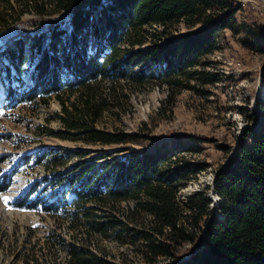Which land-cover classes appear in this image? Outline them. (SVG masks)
<instances>
[{
    "label": "trees",
    "instance_id": "16d2710c",
    "mask_svg": "<svg viewBox=\"0 0 264 264\" xmlns=\"http://www.w3.org/2000/svg\"><path fill=\"white\" fill-rule=\"evenodd\" d=\"M20 1L21 7H15ZM241 6L236 0H0V29L24 13H62L47 28L14 39L1 51L9 81L5 98L15 106L38 107L49 106L54 96L61 105L55 116L62 129L56 134L63 139L100 145L134 141L96 127L105 111L122 106V82L142 86L154 79L166 85L161 111L167 107L171 112L183 89L208 98L206 87L219 76L215 69H206L208 56L218 48L220 33L232 29ZM181 24L194 30L179 33ZM244 46L248 50L251 45ZM28 60L30 82L25 83L22 66ZM64 92L76 100L66 104ZM181 136L172 137V149L106 152L95 158L104 161L83 163L72 178L77 183L73 204L81 209L72 218L84 216L85 237L80 240L85 243L65 245L67 264H103L88 247L93 235L135 246L149 264L160 259H170L171 264H264V129L245 127L231 159L216 169L219 216L212 218V200L205 190L185 202L177 200V191L208 166L186 159L185 152L216 140ZM214 145L226 152L231 148ZM33 192L31 188L19 197L16 205L35 206L29 199ZM121 202L128 207H118ZM88 203L92 205L85 207ZM200 233L203 244L195 250ZM57 242L64 244L62 239ZM188 243L193 248L174 262L177 248Z\"/></svg>",
    "mask_w": 264,
    "mask_h": 264
},
{
    "label": "rangeland",
    "instance_id": "374dc122",
    "mask_svg": "<svg viewBox=\"0 0 264 264\" xmlns=\"http://www.w3.org/2000/svg\"><path fill=\"white\" fill-rule=\"evenodd\" d=\"M236 2L242 6L234 16L232 29L220 33L218 48L208 56L206 69L219 73L218 80L206 87L209 97L183 89L176 94L172 111L167 107L166 111H161L168 92L166 85L154 79L142 86L122 82L118 88L126 95L122 106L105 111L96 127L121 132L135 140L113 145L87 144L59 137L56 133L61 131L62 124L55 114L61 105L54 96L49 99V106L38 107L27 103L15 106L5 98L4 87L9 81L4 66L7 60L1 51L14 39H25L26 35L47 28L62 13L45 16L24 13L19 20L11 18L8 25L0 29V264H67L65 245L85 243L80 240L85 237L84 216L79 221L72 218L81 212L73 204L77 183L72 182V178L85 166L84 162L92 163L106 152L125 155L155 147L172 149V137H183L181 135L215 139L216 142H205L192 153L185 152L186 159L208 166L179 188L177 195L185 202L199 189L205 190L210 198H217L212 192L211 177L230 158L242 130L245 127L264 129V0ZM22 3L14 4L20 8ZM179 28V33L194 30H188L183 24ZM245 43L251 45L248 50ZM134 67L136 70L138 65ZM22 68L25 70L22 79L28 83L31 62L25 61ZM63 95L68 105L76 100L74 95L67 96L65 92ZM48 129H52V135L48 134ZM215 143L231 145L230 151L217 149ZM58 155L61 158L55 162ZM31 188L35 192L29 199L36 201L35 206H17L18 198ZM91 205L88 203L85 207ZM118 207L126 209L128 203L121 202ZM217 208L210 204L212 213L218 212ZM184 209V213H188ZM198 236L200 240L204 238L202 233ZM57 239H62L64 244L60 245ZM193 246L188 243L177 248L174 262L183 260L186 251ZM88 247L103 264H149L135 246L121 244L113 238L93 235ZM171 262L160 259L156 264Z\"/></svg>",
    "mask_w": 264,
    "mask_h": 264
},
{
    "label": "water",
    "instance_id": "95a60500",
    "mask_svg": "<svg viewBox=\"0 0 264 264\" xmlns=\"http://www.w3.org/2000/svg\"><path fill=\"white\" fill-rule=\"evenodd\" d=\"M234 152H235V151L233 150V152L231 153L229 159H231V157L233 156ZM229 159H228V161H229ZM228 161H227V162H228ZM227 162H226V163H227ZM224 165H225V164H224ZM211 178H212V179H211V187H212V189H213L212 192H213V191L215 192V189H214L215 175H214L213 177H211ZM204 182L207 183V181H204ZM198 183H202V184H203V181H199ZM207 184H209V183H207ZM198 190H199V189H198ZM216 196H217V195H216ZM211 198H212V202H211L212 206H214V207L216 206V207H217L219 197L217 196V199H215V197L212 196ZM131 203H133V202H131ZM217 210H218V208H217ZM215 216H219L218 212H216V211H214V212L212 213L211 218H212V217H215ZM203 240H204V238L202 237L201 240H200L199 246H198L195 250H197V249L203 244Z\"/></svg>",
    "mask_w": 264,
    "mask_h": 264
},
{
    "label": "built area",
    "instance_id": "2783aa9c",
    "mask_svg": "<svg viewBox=\"0 0 264 264\" xmlns=\"http://www.w3.org/2000/svg\"><path fill=\"white\" fill-rule=\"evenodd\" d=\"M177 200H178V201H180V199H179V196H178V195H177ZM180 202H183V201H180Z\"/></svg>",
    "mask_w": 264,
    "mask_h": 264
},
{
    "label": "bare ground",
    "instance_id": "6f19581e",
    "mask_svg": "<svg viewBox=\"0 0 264 264\" xmlns=\"http://www.w3.org/2000/svg\"><path fill=\"white\" fill-rule=\"evenodd\" d=\"M215 199H217V198H215ZM217 212V211H216ZM219 214V213H218Z\"/></svg>",
    "mask_w": 264,
    "mask_h": 264
}]
</instances>
